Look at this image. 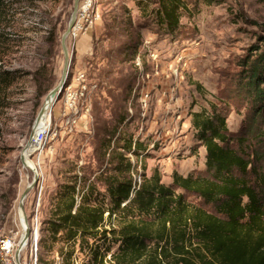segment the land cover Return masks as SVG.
<instances>
[{"label": "rangeland", "instance_id": "374dc122", "mask_svg": "<svg viewBox=\"0 0 264 264\" xmlns=\"http://www.w3.org/2000/svg\"><path fill=\"white\" fill-rule=\"evenodd\" d=\"M159 1H80L76 29L66 41L68 78L46 120L51 130L41 152L29 151L25 166L23 149L62 77V36L75 0H0V71L12 73L0 107L1 264H16L24 233L19 202L34 177L31 165L40 180L24 202L32 234L21 264L89 263V249L79 243L72 257H64L69 252L62 240L53 243L48 223L71 185L78 204L94 191L107 207L106 181L118 154L136 166L137 180L155 170L165 185L175 172L205 175L206 152L192 114L211 112L212 105L227 117L229 147L245 150L264 175V121L237 83L250 50H264V0H185L187 11L173 33L159 22ZM129 139L143 144L146 171L142 157L123 148ZM190 200L215 212L213 205ZM193 255L200 259L202 249Z\"/></svg>", "mask_w": 264, "mask_h": 264}, {"label": "trees", "instance_id": "16d2710c", "mask_svg": "<svg viewBox=\"0 0 264 264\" xmlns=\"http://www.w3.org/2000/svg\"><path fill=\"white\" fill-rule=\"evenodd\" d=\"M183 11H187L185 0H160L159 22L173 33ZM261 48L256 45L250 50L237 83L252 100L256 118L264 121ZM11 76L0 71V107ZM192 125L206 152L203 176L175 172L173 182L165 185L155 170L150 178L142 174L138 184L133 178L136 166L125 154H118L115 174L106 181L107 207L97 196L93 198L94 191L84 194L78 204L76 187H66L55 218L48 223L53 243L62 240L69 252L62 253L64 257H72L79 243L89 249L88 264H106L110 253L111 264H264V175L254 160L247 159L245 150L229 147L233 139L227 117L217 106L212 105L211 112L193 113ZM123 148L138 158L144 152L143 144L132 139ZM141 163L146 171L143 157ZM190 198L213 205L215 212ZM198 247L203 251L200 259L193 255Z\"/></svg>", "mask_w": 264, "mask_h": 264}, {"label": "water", "instance_id": "95a60500", "mask_svg": "<svg viewBox=\"0 0 264 264\" xmlns=\"http://www.w3.org/2000/svg\"><path fill=\"white\" fill-rule=\"evenodd\" d=\"M81 0H75V4H74V11L71 17V20L69 22V25L65 31V33L62 36V48H63V52H64V68H63V73H62V77L61 80L59 82V84L53 88L48 95L46 96V101L45 104L42 105V108L36 118V121L34 123L32 132H31V136H30V141L29 143L26 145V147L23 149V152L21 154V161L23 163L24 159H25V155L29 154L30 151V144L31 141L35 135V133L37 132V130H39L40 127V123L43 120L45 113H46V109H47V104H51L53 101L54 103L58 100V98L60 97V94L66 84V80L68 78V74H69V68H70V54L67 48V38L68 36L72 33V30L74 29L75 25H76V20H77V14H78V10H79V3ZM30 158V157H29ZM31 171L33 173V180L32 182L27 186V188L24 190V192L22 193L21 197H20V202H19V211H21L22 213V219H23V225H24V233L22 235L21 240L19 241L18 244V248L15 252V263L16 264H21V253L24 250V248L27 246L31 234H32V230L29 226L28 223V219L27 216L25 214V209H24V202L25 199L27 198L29 192L38 185L39 180H40V175L38 172V169L36 166H32L31 167Z\"/></svg>", "mask_w": 264, "mask_h": 264}, {"label": "built area", "instance_id": "2783aa9c", "mask_svg": "<svg viewBox=\"0 0 264 264\" xmlns=\"http://www.w3.org/2000/svg\"><path fill=\"white\" fill-rule=\"evenodd\" d=\"M75 29H76V25H75L73 30H75ZM70 89L71 88L69 87L68 90H70ZM49 126L50 125L48 123H46L42 128L37 130V132L35 133L32 141H31V144H30V147H33L35 150L34 153L41 152L44 149L45 143L47 142V139H48V136H49V133L51 130ZM135 180H137V179H135ZM137 182H138V184H140L141 179L137 180Z\"/></svg>", "mask_w": 264, "mask_h": 264}, {"label": "bare ground", "instance_id": "6f19581e", "mask_svg": "<svg viewBox=\"0 0 264 264\" xmlns=\"http://www.w3.org/2000/svg\"><path fill=\"white\" fill-rule=\"evenodd\" d=\"M54 105V101L51 103V104H47V109H46V113H45V116H44V118H43V120L41 121V123H40V127L42 128L45 124H46V120L50 117V112H51V108H52V106ZM32 149H33V147H30V151H32ZM27 157H28V154L27 155H25V159H24V161H23V163H24V165L25 166H28V164H30V163H27ZM33 165H31V167H32ZM31 167H30V169H31ZM20 216H21V222H22V227H23V229H24V225H23V219H22V213H21V211H20Z\"/></svg>", "mask_w": 264, "mask_h": 264}]
</instances>
